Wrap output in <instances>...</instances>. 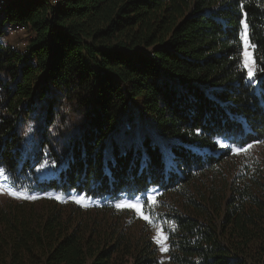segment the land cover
Returning <instances> with one entry per match:
<instances>
[{
  "label": "trees",
  "instance_id": "trees-1",
  "mask_svg": "<svg viewBox=\"0 0 264 264\" xmlns=\"http://www.w3.org/2000/svg\"><path fill=\"white\" fill-rule=\"evenodd\" d=\"M15 24L0 264H264V0H7Z\"/></svg>",
  "mask_w": 264,
  "mask_h": 264
},
{
  "label": "rangeland",
  "instance_id": "rangeland-1",
  "mask_svg": "<svg viewBox=\"0 0 264 264\" xmlns=\"http://www.w3.org/2000/svg\"><path fill=\"white\" fill-rule=\"evenodd\" d=\"M50 6V5H49ZM29 31L27 29H25V31H22V32H19V33H16L14 35H6L5 32L3 33L2 36H0V38L4 39V38H7L9 41H12L11 43L9 42V44L15 48H17V50H20V51H24L25 49V46L28 42V39H29ZM7 36H11V37H14V38H11V37H7ZM243 41H246V32L245 30L243 31ZM5 42H8L7 40H5ZM245 53L247 52L248 56H247V59L250 61V50L248 49V44L245 43ZM251 62V61H250ZM252 150L254 151H260L262 152L264 150V142L263 143H259V144H256V145H253L251 147ZM0 182H2L4 185L8 186L9 188V191L7 194H0V202L2 200H4L5 198L7 197H10V198H13V199H23L25 197V195L22 193V192H19V191H16L14 190L10 185L9 183L6 181L5 177H4V174L2 172H0ZM9 199V198H8ZM86 202V201H85ZM88 204L89 203H94L95 201L93 202H90V201H87ZM116 205L117 206H121V207H131L133 208L134 210H136V208L138 207L141 211V204H140V197L137 196V195H134V196H121L117 201H116ZM132 206H135V207H132ZM163 235V234H162ZM164 236V235H163ZM159 246L161 248V255L162 257L164 258L165 257V247H166V244H165V239H163L160 243H159ZM163 249V250H162Z\"/></svg>",
  "mask_w": 264,
  "mask_h": 264
},
{
  "label": "bare ground",
  "instance_id": "bare-ground-1",
  "mask_svg": "<svg viewBox=\"0 0 264 264\" xmlns=\"http://www.w3.org/2000/svg\"><path fill=\"white\" fill-rule=\"evenodd\" d=\"M7 0H0V10H2L5 6ZM60 0H49L51 4H58ZM24 31L23 27L20 25H8L5 29L6 35H14L16 33ZM9 191L8 186L4 185L0 182V194H7Z\"/></svg>",
  "mask_w": 264,
  "mask_h": 264
},
{
  "label": "snow or ice",
  "instance_id": "snow-or-ice-1",
  "mask_svg": "<svg viewBox=\"0 0 264 264\" xmlns=\"http://www.w3.org/2000/svg\"><path fill=\"white\" fill-rule=\"evenodd\" d=\"M243 38V37H242ZM247 52L245 53V57H246V67L248 68V72H249V75L251 77L252 73H253V66L251 64V62L247 59ZM250 147V146H249ZM132 207H135V206H132ZM136 211L138 213L141 214L142 218H144L148 223H152L151 219L147 216H143V214L140 212V209L137 207L136 208ZM155 239L157 240V243H160L163 239H166V237H164L162 235V233L160 232V230L157 231V236L155 237ZM163 250V249H162Z\"/></svg>",
  "mask_w": 264,
  "mask_h": 264
},
{
  "label": "crops",
  "instance_id": "crops-1",
  "mask_svg": "<svg viewBox=\"0 0 264 264\" xmlns=\"http://www.w3.org/2000/svg\"><path fill=\"white\" fill-rule=\"evenodd\" d=\"M7 37H11V36H7ZM30 37H31V34H29V38H30ZM11 38H14V37H11ZM5 40H7L8 42H5ZM0 41L3 42V43H7V44H9V42L11 43L13 40H12V41H9L7 38H4V39H3V38H2V39L0 38ZM9 45H10V44H9Z\"/></svg>",
  "mask_w": 264,
  "mask_h": 264
}]
</instances>
